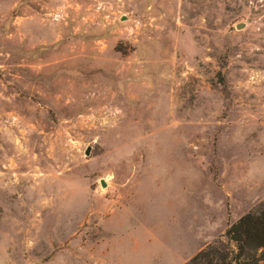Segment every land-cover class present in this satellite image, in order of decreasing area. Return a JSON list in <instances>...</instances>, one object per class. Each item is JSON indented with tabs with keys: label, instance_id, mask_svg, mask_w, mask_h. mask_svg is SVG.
<instances>
[{
	"label": "rangeland",
	"instance_id": "374dc122",
	"mask_svg": "<svg viewBox=\"0 0 264 264\" xmlns=\"http://www.w3.org/2000/svg\"><path fill=\"white\" fill-rule=\"evenodd\" d=\"M263 201L264 0H0V264H184Z\"/></svg>",
	"mask_w": 264,
	"mask_h": 264
},
{
	"label": "trees",
	"instance_id": "16d2710c",
	"mask_svg": "<svg viewBox=\"0 0 264 264\" xmlns=\"http://www.w3.org/2000/svg\"><path fill=\"white\" fill-rule=\"evenodd\" d=\"M225 242L198 251L184 264H264V201L224 231Z\"/></svg>",
	"mask_w": 264,
	"mask_h": 264
},
{
	"label": "water",
	"instance_id": "95a60500",
	"mask_svg": "<svg viewBox=\"0 0 264 264\" xmlns=\"http://www.w3.org/2000/svg\"><path fill=\"white\" fill-rule=\"evenodd\" d=\"M240 28H242V25H241V24H239V25H237V26L235 27V29H237V30L240 29ZM87 153H88V151L86 150V151H85V155H87ZM99 184H100L101 187H104V184H103L102 181H100Z\"/></svg>",
	"mask_w": 264,
	"mask_h": 264
}]
</instances>
